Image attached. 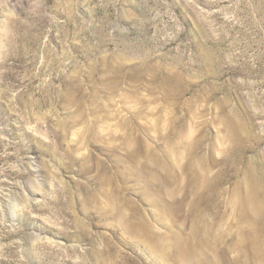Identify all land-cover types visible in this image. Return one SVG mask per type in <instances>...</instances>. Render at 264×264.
I'll return each instance as SVG.
<instances>
[{"label": "rangeland", "instance_id": "374dc122", "mask_svg": "<svg viewBox=\"0 0 264 264\" xmlns=\"http://www.w3.org/2000/svg\"><path fill=\"white\" fill-rule=\"evenodd\" d=\"M0 264H264V0H0Z\"/></svg>", "mask_w": 264, "mask_h": 264}, {"label": "bare ground", "instance_id": "6f19581e", "mask_svg": "<svg viewBox=\"0 0 264 264\" xmlns=\"http://www.w3.org/2000/svg\"><path fill=\"white\" fill-rule=\"evenodd\" d=\"M165 87V86H164ZM170 93V92H169ZM175 93V92H174ZM177 150H178V148H177ZM191 152V151H190ZM190 164V163H189ZM197 172V171H196ZM155 176V175H154ZM190 176V175H189ZM198 178V177H197ZM203 178V177H202ZM154 179H156V177L154 178ZM157 180H159L158 178H157ZM169 180H171V179H169ZM200 180V179H199ZM172 181V180H171ZM201 181V180H200ZM205 181H207L206 179H205ZM199 182V181H198ZM196 183H197V181H196ZM200 184H201V182H199ZM208 183V182H207ZM205 184H206V182H205ZM255 185H258V184H255ZM200 186V185H199ZM207 186H209V185H207ZM253 188V187H252ZM251 188V189H252ZM118 189V188H117ZM258 189V188H257ZM254 191H256V190H254ZM251 193H252V191H251ZM250 193V194H251ZM118 194V193H117ZM212 196V195H211ZM250 196H252V195H250ZM118 198V197H117ZM121 198V197H120ZM205 198V197H204ZM254 198V197H253ZM116 199V198H115ZM114 199V200H115ZM122 199V198H121ZM123 201V200H122ZM211 201V200H210ZM117 202H119V201H117ZM187 202V201H186ZM185 201H184V204L186 203ZM205 202V201H204ZM115 203V202H114ZM122 203V202H121ZM124 203V202H123ZM119 204V203H118ZM250 204H252L254 207L255 206H257V204L258 203H255V201L254 200H251L250 201ZM117 206V205H116ZM119 206H121V205H119ZM124 206V205H123ZM118 207V206H117ZM126 208V207H125ZM249 208V207H248ZM188 209V208H187ZM247 209V208H246ZM118 210H120L119 209V207H118ZM121 210H122V207H121ZM186 210V209H185ZM189 210V209H188ZM122 211H124V210H122ZM119 212V211H118ZM127 212V211H126ZM126 212H125V214H126ZM116 213V212H115ZM122 214H123V212H121ZM132 213V212H131ZM257 213V212H256ZM259 213V212H258ZM117 214V213H116ZM116 214H115V216H116ZM119 214V213H118ZM189 214V213H188ZM121 215V214H120ZM119 215V216H120ZM117 217V216H116ZM204 217V216H203ZM117 218H119V217H117ZM123 218H125V219H123V220H126L125 222H122V225H123V223H124V225H125V227H127L128 228V230L130 231V229L132 230V232H134V230H137V231H141L142 233H143V235H144V237H148V238H150L149 236H150V234H151V232H150V234H149V227H148V225L146 224V223H142V225H141V223L140 224H138L137 222H134V221H132V219H136L135 217H131V216H127V217H123ZM139 218V217H138ZM186 218H187V215H186ZM197 218H199V217H197ZM121 219V218H120ZM118 221V220H117ZM122 221V220H121ZM120 221V222H121ZM139 221H141V220H139ZM138 221V222H139ZM143 221V220H142ZM145 221V220H144ZM193 221V220H192ZM195 223V222H194ZM118 225H119V223H118ZM123 225V226H124ZM122 227V226H121ZM123 228V227H122ZM127 228H125V229H127ZM205 231V230H204ZM131 232V233H132ZM136 233V232H135ZM142 233H140V234H142ZM147 240V239H146Z\"/></svg>", "mask_w": 264, "mask_h": 264}]
</instances>
